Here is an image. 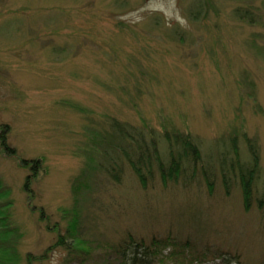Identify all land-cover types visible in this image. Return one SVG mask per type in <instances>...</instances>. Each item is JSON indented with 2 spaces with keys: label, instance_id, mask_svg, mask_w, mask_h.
Wrapping results in <instances>:
<instances>
[{
  "label": "rangeland",
  "instance_id": "1",
  "mask_svg": "<svg viewBox=\"0 0 264 264\" xmlns=\"http://www.w3.org/2000/svg\"><path fill=\"white\" fill-rule=\"evenodd\" d=\"M110 117L153 129L162 151L163 131L191 134L195 177L143 187L128 166L121 182L96 169L74 193ZM1 136L17 264H123L130 235L161 240L154 264H264V0H0ZM248 139L250 207L220 164L249 163Z\"/></svg>",
  "mask_w": 264,
  "mask_h": 264
},
{
  "label": "trees",
  "instance_id": "2",
  "mask_svg": "<svg viewBox=\"0 0 264 264\" xmlns=\"http://www.w3.org/2000/svg\"><path fill=\"white\" fill-rule=\"evenodd\" d=\"M197 7H200L198 10L202 12L205 5H202L201 1L196 2L190 9L191 19H195L193 13ZM235 13L241 19L254 21L253 12L247 8L242 11L241 8H236ZM108 121L110 129L107 132L98 133L94 137L98 138L101 144L102 158L98 161L90 156L84 170L76 177L75 187L73 186L74 193L79 194L82 189L88 188L87 181L96 169H100L108 179L121 182L125 167L128 166L143 187H146L156 174L159 175L165 185L168 182H178L182 176H184L185 181H190L195 177L197 166L203 157L198 142L193 139L191 134L179 131H163L160 135L164 139L165 150L162 151V146H160L162 141L158 139L153 129L147 127L142 129L112 117ZM0 143L6 152L12 155L16 154L15 149L8 145L5 136H1ZM247 143L252 158L249 163L236 166L234 162H230L228 166L224 157L221 158L220 164L227 190L230 189V180H228L226 173L233 171L239 175L245 206L250 207L253 202L255 179L259 172V154L257 145L253 140L248 139ZM25 186L29 187L28 182ZM9 194V189L0 180V264H17L16 244L21 236V232L13 225L11 219L12 203L6 199ZM256 202L259 207L264 206V199L258 198ZM75 213L78 215L76 210ZM71 236L73 243L76 242L75 249H78L77 246L83 242L75 233ZM159 243L161 240L158 238H153L151 244L144 241L138 242L130 235L117 246L116 250L120 253L123 264H154V259L159 260L161 258ZM57 244H64V242L59 239Z\"/></svg>",
  "mask_w": 264,
  "mask_h": 264
}]
</instances>
